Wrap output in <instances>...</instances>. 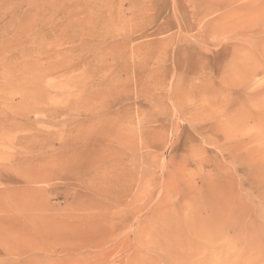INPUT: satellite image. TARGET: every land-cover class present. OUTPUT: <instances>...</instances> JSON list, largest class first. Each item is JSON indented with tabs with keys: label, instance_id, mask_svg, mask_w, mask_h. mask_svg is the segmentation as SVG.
<instances>
[{
	"label": "rangeland",
	"instance_id": "obj_1",
	"mask_svg": "<svg viewBox=\"0 0 264 264\" xmlns=\"http://www.w3.org/2000/svg\"><path fill=\"white\" fill-rule=\"evenodd\" d=\"M263 7L0 0V264H264Z\"/></svg>",
	"mask_w": 264,
	"mask_h": 264
},
{
	"label": "bare ground",
	"instance_id": "obj_2",
	"mask_svg": "<svg viewBox=\"0 0 264 264\" xmlns=\"http://www.w3.org/2000/svg\"><path fill=\"white\" fill-rule=\"evenodd\" d=\"M252 4V3H251ZM263 6V5H262ZM264 8V7H263ZM262 14V13H261ZM256 17V16H255ZM256 37V36H255Z\"/></svg>",
	"mask_w": 264,
	"mask_h": 264
}]
</instances>
